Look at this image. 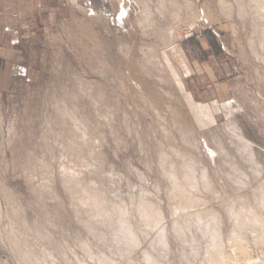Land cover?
<instances>
[{"label": "rangeland", "instance_id": "1", "mask_svg": "<svg viewBox=\"0 0 264 264\" xmlns=\"http://www.w3.org/2000/svg\"><path fill=\"white\" fill-rule=\"evenodd\" d=\"M0 264H264V0H0Z\"/></svg>", "mask_w": 264, "mask_h": 264}]
</instances>
